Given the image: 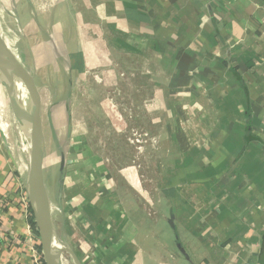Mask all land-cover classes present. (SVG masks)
I'll return each instance as SVG.
<instances>
[{"label":"crops","instance_id":"0c3cea01","mask_svg":"<svg viewBox=\"0 0 264 264\" xmlns=\"http://www.w3.org/2000/svg\"><path fill=\"white\" fill-rule=\"evenodd\" d=\"M16 1L2 22L47 118L53 227L80 264H264V0ZM23 129L21 158L0 129V264H34L39 247ZM131 130L142 154L114 169Z\"/></svg>","mask_w":264,"mask_h":264},{"label":"water","instance_id":"95a60500","mask_svg":"<svg viewBox=\"0 0 264 264\" xmlns=\"http://www.w3.org/2000/svg\"><path fill=\"white\" fill-rule=\"evenodd\" d=\"M26 54H20L17 60L0 40V87L3 89L7 103L15 122L27 129L30 148L26 164L24 189L28 199L44 264H64L69 259L71 264H80L71 246L65 238H58L53 227V209L60 210L48 199L43 182V156L45 151V134L40 112L37 87L33 73L26 68ZM20 81L22 87L17 85ZM25 90L24 96L19 91ZM65 255L67 258H65Z\"/></svg>","mask_w":264,"mask_h":264},{"label":"rangeland","instance_id":"374dc122","mask_svg":"<svg viewBox=\"0 0 264 264\" xmlns=\"http://www.w3.org/2000/svg\"><path fill=\"white\" fill-rule=\"evenodd\" d=\"M4 1H7V5H5V2ZM16 1V0H15ZM1 5L2 6H4V7H6V8H8V4H9V0H1ZM23 3V1L22 0H17L15 3H14V5H16V6H22L21 4ZM10 5V4H9ZM6 8H3V7H0V13L1 14H7V10H6ZM9 9V8H8ZM1 26H0V31H1V36H2V38H3V40H4V43H6L7 44V48L9 49V51L11 52V49L12 48H14L15 47V44H14V40H15V36H14V32L12 31V29L10 28V24H8V26L5 24V23H1L0 24ZM6 28H8V29H10V31H8L7 32V30H6ZM10 34V35H9ZM8 35V36H7ZM11 46H13V47H11ZM11 54L13 55V56H15L16 58H17V54H16V52L15 53H12L11 52ZM61 57V56H60ZM63 57V56H62ZM49 60L50 59H52V63H53V65H55V62H56V58L54 57V55H50L49 57ZM18 59L20 60V58H19V56H18ZM42 103H43V100H42ZM47 108V107H46ZM46 108H45V110H46ZM44 109V108H43ZM42 115V114H41ZM42 117H43V128H44V130H48L47 128H46V124H47V118L45 117L44 118V114L42 115ZM57 130H62V121H61V119H59V121L57 122ZM11 125H12V123H11ZM45 126V127H44ZM17 125L15 126V129L17 130ZM0 129L1 130H3L1 127H0ZM8 131V130H7ZM6 130H3V132H5V134L8 136H10L11 138H12V141H13V139H15V141H16V143H18L17 142V139H16V136H15V133H13V132H11V133H8ZM137 131H135V130H131V132L128 134V135H126V136H120L119 138H117L118 139V144L121 146V148H122V150H120V151H116L117 153H118V156H116V158L113 160L112 159V153H113V151H112V149H110V143H111V141L109 140V149H108V156H110V158H111V160H113V162H111V163H113L114 164V167H112V168H114V169H117V167L115 166V164H116V162H118V161H120L119 159L121 158V157H123L122 155H123V152H124V154L125 155H131L132 153H133V151L136 153V156H135V158H134V160H135V162H137V159H139L138 157H140L141 156V154H142V147H141V145H140V142L137 140V139H139V138H137V133H136ZM13 136H14V138H13ZM48 136V135H47ZM9 137V138H10ZM19 143L18 144H16L15 145V149H16V151H15V154L19 157V158H21L20 157V141H22L23 139H25L24 137H23V139H22V137H21V134L19 135ZM107 137H109V139H111V137H112V135H107ZM62 138H63V136H62ZM62 140V139H61ZM10 142H11V140H10ZM131 142V143H130ZM13 145V144H12ZM14 146V145H13ZM138 146H140V149H138ZM116 153V154H117ZM112 165V164H111ZM118 166V165H117ZM137 171H138V168H135ZM150 170H151V175H152V178L155 180H157L158 179V177H159V173H160V171H159V169L158 168H154V167H152V168H150ZM126 171H124V173H125ZM127 173V172H126ZM150 173V172H149ZM149 178V177H148ZM147 182V183H146ZM145 183H144V185H142V186H144L145 188H146V192H148V194H153V192H155L156 193V191H158L159 189H158V184H156L152 179L149 181V179L146 181ZM131 184H129L128 182H126V186H130ZM142 186H141V188H142ZM123 188H125V191H126V189H127V187H125V184H124V187ZM138 188H140V186L138 185L137 186V190H138ZM124 190V189H123ZM128 190V189H127ZM137 199V203L139 204V206L141 207V209H146L147 211L149 210V209H151V213H152V209H153V207H154V200L151 198V196H149V197H146V198H136ZM25 202L27 203L28 202V199L26 198V200H25ZM29 205V204H28ZM152 218H153V214H151L150 215ZM38 249H37V252H40L39 253V255H41L42 256V253H41V247H40V244H39V247H37ZM35 249V248H34ZM65 258H67L66 257V255H65ZM66 264H71V262H70V260L68 259L67 260V263Z\"/></svg>","mask_w":264,"mask_h":264},{"label":"bare ground","instance_id":"6f19581e","mask_svg":"<svg viewBox=\"0 0 264 264\" xmlns=\"http://www.w3.org/2000/svg\"><path fill=\"white\" fill-rule=\"evenodd\" d=\"M0 7H3L4 8V6H2L1 5V3H0ZM2 16H3V18H4V16H6V14L4 15V14H1L0 13V24L2 23ZM1 26V25H0ZM2 31V30H1ZM8 36V35H7ZM2 36H0V40L3 42L4 40H2V38H1ZM4 43V42H3ZM17 85L19 86V87H22V85L20 84V81H17ZM19 91H21V93L23 94V96H24V93H25V90L23 89V88H20L19 89ZM5 98V97H4ZM7 109H8V107H7ZM15 122V121H14ZM14 124V123H13ZM17 125V130H16V139H17V142L19 143V135L21 134V137H22V139H23V137L25 138H27V134L26 133H24V132H22V127L17 123V122H15V126ZM14 126V127H15ZM0 127L3 129V130H8L7 132L8 133H11V132H13V130H12V127H11V124H10V122H9V116H7V113L5 112V109H4V107H3V104H2V102H1V100H0ZM24 130V129H23ZM23 157V156H22ZM59 258H60V256H59Z\"/></svg>","mask_w":264,"mask_h":264},{"label":"built area","instance_id":"2783aa9c","mask_svg":"<svg viewBox=\"0 0 264 264\" xmlns=\"http://www.w3.org/2000/svg\"><path fill=\"white\" fill-rule=\"evenodd\" d=\"M138 149H140V146H138ZM24 205L27 206V203L24 201ZM40 258H42L39 253L33 248V262L34 264H41Z\"/></svg>","mask_w":264,"mask_h":264},{"label":"trees","instance_id":"16d2710c","mask_svg":"<svg viewBox=\"0 0 264 264\" xmlns=\"http://www.w3.org/2000/svg\"><path fill=\"white\" fill-rule=\"evenodd\" d=\"M29 221H30L31 228H32L34 236L38 238L37 231H36L35 225H34L33 220H32L31 211H30V214H29ZM40 262H41V264H44L42 258H40Z\"/></svg>","mask_w":264,"mask_h":264}]
</instances>
